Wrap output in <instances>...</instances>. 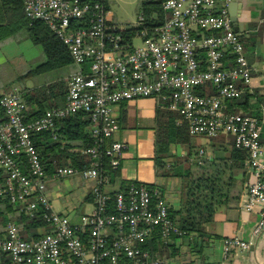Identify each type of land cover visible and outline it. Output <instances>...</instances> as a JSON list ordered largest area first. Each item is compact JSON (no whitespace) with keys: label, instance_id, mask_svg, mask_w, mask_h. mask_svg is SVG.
Returning a JSON list of instances; mask_svg holds the SVG:
<instances>
[{"label":"built area","instance_id":"obj_1","mask_svg":"<svg viewBox=\"0 0 264 264\" xmlns=\"http://www.w3.org/2000/svg\"><path fill=\"white\" fill-rule=\"evenodd\" d=\"M22 1L26 17L46 22L78 71L67 79L63 105L32 122H25L20 87L12 86L0 95V173L5 176L0 197L24 207L30 217L43 209L49 227L41 239L24 240L19 227L9 223L0 237V256L8 255L10 264H167L141 248L155 229L164 244L174 235H184L156 192L140 183L127 191L118 189L116 214H106L110 182L102 174V160L108 158L116 170L126 149L114 140L119 131L115 111L141 99L166 102L170 111L181 116L179 123H187L192 137L212 139L222 134L233 138L236 149L247 152L250 181L239 207L246 213L257 212L260 218L249 241L223 240L219 264H231L234 256L250 251L264 233L260 140L264 108L260 119L227 112V105L243 95L252 78L229 14L234 0H162L168 15L165 22L151 33L140 31L137 37L143 45L132 50L113 34L120 29L108 24L102 0ZM82 20H88L87 28L79 26ZM144 20L139 15L136 27H142ZM207 85L216 89L215 95L196 94V89ZM81 113L89 116L88 132L94 139V146L83 152L91 159L90 166L83 171L59 168L54 176L61 180L79 175L93 184L95 210L74 226L67 216L51 209L47 176L32 137L53 130L58 120Z\"/></svg>","mask_w":264,"mask_h":264},{"label":"trees","instance_id":"obj_2","mask_svg":"<svg viewBox=\"0 0 264 264\" xmlns=\"http://www.w3.org/2000/svg\"><path fill=\"white\" fill-rule=\"evenodd\" d=\"M101 2L107 16L109 9L107 0ZM139 14L145 19L142 27L128 26L113 33L121 36V44L129 46V50L133 49V40L140 31L153 32V29L160 27L168 16L162 6V0H153L143 4L139 9ZM87 23L88 20H82L79 26L87 28ZM108 24L113 25L110 21ZM23 33L25 39L34 46L40 47L46 56L45 63L31 70L27 75L17 78L14 82L18 83L17 85L21 84L18 87L21 89V98L25 105V122L28 123L42 118L47 111L63 105L67 94V80L59 79L40 87L28 88L25 84L27 79L75 66V64L66 46L46 22L32 21L26 17L22 0H0V49L3 45L14 43V39ZM228 61L230 65V59ZM196 94L215 95L216 89L212 85H207L196 89ZM237 107L236 101L230 102L227 105V112L237 114L240 111ZM242 114L259 119L261 116L258 110L252 113L244 110ZM180 121H182L181 116L170 111L167 103L161 101L156 111L155 162L164 176L181 178L183 181L181 208L177 211L170 209L169 216L184 235H174L171 240L191 235H196L201 239H210L206 226L213 221L219 208L228 205L235 179L234 173L245 169L248 154L234 147L233 138L228 140L231 137L221 134L211 141L213 158H203L198 163L196 159L198 151H195L193 146L188 125L185 121L179 123ZM89 125L90 120L87 114H76L56 121L53 130L41 132L32 137L47 178L55 176L59 168L67 166L77 171L89 168L91 159L83 153L84 150L94 146V139L88 132ZM108 143L107 141L104 147ZM176 146L188 148V155L173 156L172 149ZM170 163L171 168H167ZM101 170L102 174L109 179L110 185H114L117 181L120 182L119 190L121 191H127L132 186H139L138 183L121 180L120 167L114 170L108 158L102 160ZM4 184L5 176L0 173V189L4 187ZM144 186L150 192H156L153 185ZM15 213L18 216L13 220L10 216H14ZM106 214H116L114 192L109 194ZM43 215L44 210L41 209L30 217L25 213L24 207L12 204L8 198L0 197V226L6 227L9 223H15L24 240H39L43 237L37 234L38 229L48 227ZM31 235H34L33 238ZM2 236L3 233H0V237ZM169 244L163 243L159 229H155L141 248L155 258L157 255L161 256L162 251L166 250ZM0 261L3 264H10V257L2 255Z\"/></svg>","mask_w":264,"mask_h":264},{"label":"crops","instance_id":"obj_3","mask_svg":"<svg viewBox=\"0 0 264 264\" xmlns=\"http://www.w3.org/2000/svg\"><path fill=\"white\" fill-rule=\"evenodd\" d=\"M229 14L237 16V33L241 37L247 62L252 69L249 84L245 87L243 95L236 100L237 108L240 110L239 113H243L244 110L251 113L258 110L261 114L264 108V0H234L229 6ZM109 21L120 30L125 28L118 22ZM10 46H13V43H10ZM12 52L8 51V56L12 55ZM6 53L0 49V66L8 60ZM72 67H74L73 72L69 69L70 67L62 69L67 71L57 80H67L76 73L77 67ZM9 88L0 87V95ZM159 106L160 103L155 99H141L122 104L115 111L119 131L115 134L114 140L126 145L120 161V179L126 182L153 185L157 194L167 202L170 209L177 211L182 204L183 181L181 178L164 176L155 162L156 111ZM261 125L260 140L264 146V120ZM212 139L192 137L195 151H198L197 157L194 155L198 163L203 158H213ZM172 155L185 157L188 155V148L173 147ZM167 168H171V163ZM234 175L228 205L219 208L213 221L206 226V232L211 238L201 239L196 235L173 238L168 248L162 251V255L155 257H162L167 264H219L222 260L224 239L238 237L244 241L250 240L260 216L257 212L246 213L239 207L241 197L250 181V172L245 166V169L236 171ZM92 186L90 181L84 180L79 175L61 180H57L54 176L48 177L46 192L51 209L67 216L74 226L80 225L82 218L95 210L91 196ZM119 188L120 182L117 181L106 190L108 193H113ZM57 202L61 204L57 206ZM17 216L18 214L15 213L10 217L14 220ZM4 231L5 226H0V233L4 235ZM48 232L49 227L37 230L40 237ZM33 236L31 235V238ZM0 264L3 263L0 261ZM231 264H264V233L253 243L250 251L234 256Z\"/></svg>","mask_w":264,"mask_h":264},{"label":"rangeland","instance_id":"obj_4","mask_svg":"<svg viewBox=\"0 0 264 264\" xmlns=\"http://www.w3.org/2000/svg\"><path fill=\"white\" fill-rule=\"evenodd\" d=\"M153 0H107L109 9L107 12V20H113L115 23H119L121 27L133 26L136 27V23L139 17V9L145 4ZM25 34L19 35L14 39L13 46L9 44L1 46L6 53L8 60L0 66V87H12L19 86L18 83H14L17 78L27 75L31 70H35L38 66L46 62V56L42 49L38 46H34L29 40L25 39ZM27 40V42L25 40ZM143 45L142 40L139 37H135L133 40V46L135 48ZM13 49H10V48ZM8 51L12 55L8 56ZM76 66V65H75ZM71 72L74 71V67L70 66ZM67 71V70H66ZM66 71L56 70L42 75H35L25 82L28 88H35L52 83L58 79V77ZM61 204L57 202L58 206ZM163 259L162 257H159Z\"/></svg>","mask_w":264,"mask_h":264},{"label":"water","instance_id":"obj_5","mask_svg":"<svg viewBox=\"0 0 264 264\" xmlns=\"http://www.w3.org/2000/svg\"><path fill=\"white\" fill-rule=\"evenodd\" d=\"M231 19H232V22H233V25H234L235 32H238V28H237V16H231Z\"/></svg>","mask_w":264,"mask_h":264}]
</instances>
